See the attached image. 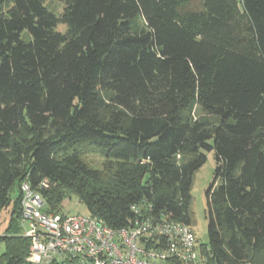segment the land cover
<instances>
[{
	"label": "trees",
	"instance_id": "trees-1",
	"mask_svg": "<svg viewBox=\"0 0 264 264\" xmlns=\"http://www.w3.org/2000/svg\"><path fill=\"white\" fill-rule=\"evenodd\" d=\"M45 1L0 0V212L17 196L0 264H27L23 181L112 229L142 201L192 226L208 152L205 264H264V0Z\"/></svg>",
	"mask_w": 264,
	"mask_h": 264
},
{
	"label": "built area",
	"instance_id": "built-area-1",
	"mask_svg": "<svg viewBox=\"0 0 264 264\" xmlns=\"http://www.w3.org/2000/svg\"><path fill=\"white\" fill-rule=\"evenodd\" d=\"M27 181L20 185L19 226L28 239L27 264H205L191 226L155 213L142 201L127 225L112 229L89 215L51 211Z\"/></svg>",
	"mask_w": 264,
	"mask_h": 264
},
{
	"label": "rangeland",
	"instance_id": "rangeland-1",
	"mask_svg": "<svg viewBox=\"0 0 264 264\" xmlns=\"http://www.w3.org/2000/svg\"><path fill=\"white\" fill-rule=\"evenodd\" d=\"M45 7L53 12L55 15L59 16L64 8L65 4L56 0H46ZM58 32L64 33L66 27L59 25L56 29ZM26 40V37H23ZM88 152L84 156L83 160L87 166L91 169L97 170L101 173V180L103 183L109 181V177L106 171L105 162L102 155L95 150L93 147L88 148ZM206 162L204 165L195 172L192 184V204L191 211L193 214V225L191 228L195 233L197 239L198 247L207 244V232H206V220H205V209H206V197L205 192L212 182L213 173L215 169L214 155L213 152L205 153ZM182 159V157H180ZM17 197V196H16ZM15 197V191L12 193V201L10 205L0 212V238L7 234H10L14 228H10L11 225V211L13 210V199ZM62 209L68 215H88L85 207L81 204L76 196L70 195L68 198L64 199L62 203ZM13 224V223H12ZM18 230L12 235L21 236L22 228L18 224ZM11 230V231H10ZM5 251L4 243H0V256Z\"/></svg>",
	"mask_w": 264,
	"mask_h": 264
}]
</instances>
